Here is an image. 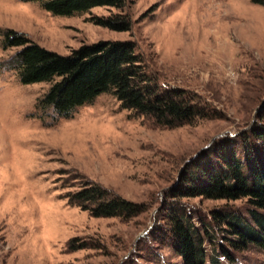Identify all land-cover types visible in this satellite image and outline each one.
<instances>
[{"label": "rangeland", "instance_id": "rangeland-1", "mask_svg": "<svg viewBox=\"0 0 264 264\" xmlns=\"http://www.w3.org/2000/svg\"><path fill=\"white\" fill-rule=\"evenodd\" d=\"M118 12L130 16L129 31L92 21ZM7 28L61 55L99 40L132 39L156 86L191 91L210 117L158 127L121 108L109 92L68 116L36 107L51 82L20 81L13 65L19 47L1 44ZM261 135L264 6L251 0H126L122 11L97 6L55 15L37 1L0 0V264L179 263L169 231L177 207L197 225L211 224L215 235L206 250L220 252L228 233L213 212L248 217L247 200L184 196V175L189 163L208 155L206 148L238 147L242 160L263 156ZM74 170L142 210L124 219L71 206L64 193L78 188L76 179L66 180ZM70 241L86 245L70 250ZM227 249L234 264H264V252ZM220 264L232 262L220 256Z\"/></svg>", "mask_w": 264, "mask_h": 264}, {"label": "trees", "instance_id": "trees-1", "mask_svg": "<svg viewBox=\"0 0 264 264\" xmlns=\"http://www.w3.org/2000/svg\"><path fill=\"white\" fill-rule=\"evenodd\" d=\"M22 1H37L55 15L82 14L97 6L122 11L126 4V0ZM251 1L264 6V0ZM92 21L116 31H129L132 25L130 16L123 12L93 16ZM1 34L3 49L19 47L13 65L22 83L51 82L36 107L50 108L58 116H68L76 107L92 102L98 94L109 92L118 99L121 108L158 127L175 128L210 117L199 97L191 91L181 88L160 90L145 56L132 39L99 40L61 55L31 41L23 32L7 28L1 30ZM260 139L264 142V135ZM206 149L203 153L208 152V155H203L201 162L189 163L193 167L188 175H184L189 185L183 188L182 195L225 200L245 198L249 214L245 217L227 209L213 212L214 219L225 222L228 246L208 254L205 243L213 241L215 235L211 224L197 225L182 208H174L169 231L181 258V262L175 264H220V256L234 264L228 247L232 251L252 248L264 252V155H251L242 160L237 154L238 147L221 151ZM262 150L264 154V144ZM73 172L74 175L66 180L76 179L78 188L64 193L71 206L80 207L96 217L124 219L142 210L140 204L113 193L75 170ZM85 245L75 246L72 241L68 242L70 250Z\"/></svg>", "mask_w": 264, "mask_h": 264}]
</instances>
